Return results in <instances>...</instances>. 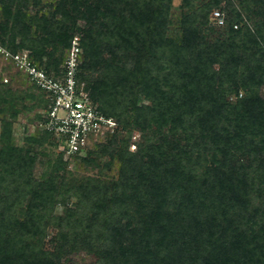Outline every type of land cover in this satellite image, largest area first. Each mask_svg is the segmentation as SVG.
I'll use <instances>...</instances> for the list:
<instances>
[{"label": "trees", "instance_id": "16d2710c", "mask_svg": "<svg viewBox=\"0 0 264 264\" xmlns=\"http://www.w3.org/2000/svg\"><path fill=\"white\" fill-rule=\"evenodd\" d=\"M78 32V79L119 127L44 161L63 140L18 145L15 124L46 121V92L0 82V264H264V0H0V45L52 76Z\"/></svg>", "mask_w": 264, "mask_h": 264}, {"label": "built area", "instance_id": "2783aa9c", "mask_svg": "<svg viewBox=\"0 0 264 264\" xmlns=\"http://www.w3.org/2000/svg\"><path fill=\"white\" fill-rule=\"evenodd\" d=\"M211 17L217 27L222 28L226 24V14L223 10H214ZM235 27H239V24H235ZM0 52L5 59H12L15 66L28 75L32 84L46 92L51 103L42 127L63 140L61 147L68 155L84 152L93 139L104 136L108 131L114 132L119 127L114 117L100 111L85 83L78 79L83 53L81 36L74 35L66 55L65 71L57 77L37 66L28 49L13 54L0 45ZM138 142L137 139L132 142V150L138 147Z\"/></svg>", "mask_w": 264, "mask_h": 264}, {"label": "rangeland", "instance_id": "374dc122", "mask_svg": "<svg viewBox=\"0 0 264 264\" xmlns=\"http://www.w3.org/2000/svg\"><path fill=\"white\" fill-rule=\"evenodd\" d=\"M179 3H180V0H176V5H179ZM223 5H225V2L223 3ZM225 14L227 16L228 13L225 11ZM75 35L81 36L79 32L75 33ZM6 79L9 80L7 82L8 84H10L13 88H15L16 90H19L20 92L26 95L37 97L39 94V91L33 86L31 81L26 78L25 75H23L16 68H14V65L12 63H9L7 59L0 56V82L3 81L6 83L7 81ZM263 93H264V89H263ZM41 111H44V110H41ZM36 112L37 110L23 112L20 115L19 121L15 124V140L18 145H23L25 140L28 137L36 135L37 131L43 130L42 120L32 121V118L35 117ZM61 114H65V112H61ZM134 135L136 137H132V142L136 141V139L139 141L138 147H136L134 150L137 153H139L141 147H143L144 145V133L140 129H136ZM90 145L92 144H89V146ZM46 148L50 156L43 155L42 158L44 159V161H46V159L49 157L57 156L63 149L61 145L57 146L53 144H47ZM42 151L44 150L42 149L41 152ZM99 159L101 161L107 160L105 156H99ZM69 168L74 170L78 174H83V173H88V172L96 173V171L87 170L84 164H77L76 166V161H71ZM38 170L40 172L44 170V168L42 167V163L39 164ZM116 171H117V167L116 168L113 167L112 170H110L111 173H115ZM65 264H98V262L95 256L89 255L85 252H81V253L72 255L71 259L67 261Z\"/></svg>", "mask_w": 264, "mask_h": 264}]
</instances>
